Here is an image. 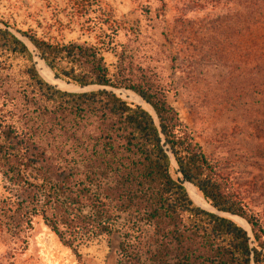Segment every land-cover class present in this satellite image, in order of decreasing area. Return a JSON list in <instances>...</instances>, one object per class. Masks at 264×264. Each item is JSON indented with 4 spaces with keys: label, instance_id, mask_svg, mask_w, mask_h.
<instances>
[{
    "label": "trees",
    "instance_id": "obj_1",
    "mask_svg": "<svg viewBox=\"0 0 264 264\" xmlns=\"http://www.w3.org/2000/svg\"><path fill=\"white\" fill-rule=\"evenodd\" d=\"M45 1L83 32H98L91 44L17 30L54 77L131 90L154 116L106 88L77 93L49 84L27 45L0 19V242L25 241L38 218L78 258L80 246L117 235L114 264H264V222L245 202L257 201L255 184L245 189L233 182L222 161L195 141L161 84L132 75L122 52L114 53L116 70L109 73L103 51L113 52L120 24L106 3ZM179 2L188 10L233 4L223 22L237 40L238 58L230 63L239 70L237 101L250 88L260 114L252 122L264 123V0ZM14 57L26 62L23 81L11 71ZM183 182L218 214L194 204ZM221 212L244 219L249 230Z\"/></svg>",
    "mask_w": 264,
    "mask_h": 264
},
{
    "label": "rangeland",
    "instance_id": "obj_2",
    "mask_svg": "<svg viewBox=\"0 0 264 264\" xmlns=\"http://www.w3.org/2000/svg\"><path fill=\"white\" fill-rule=\"evenodd\" d=\"M103 1L120 24L113 52L103 51L109 73L116 70L114 53L122 52L130 63L132 75L144 74L158 81L202 150L211 158L221 160L222 171L242 188L249 189L255 184L252 195H256L257 201L245 197V202L261 214L264 222V147L261 146L264 144V123L256 127L252 122L253 116L260 114L256 112L255 95L250 88L249 96L237 101L241 86L237 76L239 70L233 65L238 58L237 40L233 32L229 37L230 30L223 22L224 14L233 4L188 10L179 0H165L164 4L159 0ZM58 3L61 7L62 2L58 0ZM0 19L27 45L40 76L37 66L40 58L17 30H31L51 41L97 42V31L83 32L64 12L56 15L45 0H0ZM57 19L64 27L58 25ZM0 27H4L2 23ZM25 63L20 57L11 60V71L16 73L17 81L24 79L21 70ZM48 83L62 91L77 93L106 88L123 100L138 104L126 97L128 91L137 95L128 89L97 85L79 87L73 83H67L70 89H62ZM63 140L61 137L60 141ZM175 169L171 159L170 173L177 179L180 175ZM117 242V235L98 237L79 247L78 258L36 218L25 241L0 242V264H114Z\"/></svg>",
    "mask_w": 264,
    "mask_h": 264
},
{
    "label": "bare ground",
    "instance_id": "obj_3",
    "mask_svg": "<svg viewBox=\"0 0 264 264\" xmlns=\"http://www.w3.org/2000/svg\"><path fill=\"white\" fill-rule=\"evenodd\" d=\"M37 66L38 69L40 71L41 76L48 82L53 83L55 85H57L58 87L62 88V89H70L69 84L62 82L61 80L55 78L52 74V72L50 71V69L46 66V64L38 59L37 60ZM79 90V89H78ZM119 90V89H117ZM121 90V89H120ZM71 91V90H70ZM119 92V91H118ZM130 91H128V94L126 97L128 98H132L134 101H136L139 105H141L142 107H144L145 109H147L151 114H153V110L150 107V105L148 103H146L144 100H142L140 97H138L137 95H133L132 96ZM122 95V94H121ZM172 165L174 167H176L175 162L172 159ZM184 186L185 188L188 190L189 194L192 196L193 200L195 201V203L201 207L202 209H206V210H210V211H214V209L212 208V206H210V204L202 197V195L200 194V192L197 190L196 187H194L191 183L189 182H184ZM216 212V211H215ZM217 213V212H216ZM220 215L222 216H226L230 219H232L233 221H235L237 224H239L240 226L244 227L245 229H248V225L246 223V221L238 216H234V215H229L228 213H220Z\"/></svg>",
    "mask_w": 264,
    "mask_h": 264
},
{
    "label": "water",
    "instance_id": "obj_4",
    "mask_svg": "<svg viewBox=\"0 0 264 264\" xmlns=\"http://www.w3.org/2000/svg\"><path fill=\"white\" fill-rule=\"evenodd\" d=\"M216 212H213V213H216V214H218V211L217 210H215ZM221 213H223V212H221ZM229 214V213H228ZM229 215H232V214H229ZM222 216V215H221ZM248 225V224H247ZM249 227V226H248ZM249 230V229H248Z\"/></svg>",
    "mask_w": 264,
    "mask_h": 264
}]
</instances>
